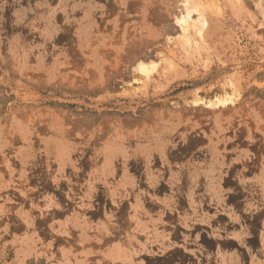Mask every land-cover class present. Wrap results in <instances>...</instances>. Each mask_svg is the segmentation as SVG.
Here are the masks:
<instances>
[{
  "label": "rangeland",
  "instance_id": "rangeland-1",
  "mask_svg": "<svg viewBox=\"0 0 264 264\" xmlns=\"http://www.w3.org/2000/svg\"><path fill=\"white\" fill-rule=\"evenodd\" d=\"M201 2L0 0V264H264V0Z\"/></svg>",
  "mask_w": 264,
  "mask_h": 264
},
{
  "label": "bare ground",
  "instance_id": "bare-ground-1",
  "mask_svg": "<svg viewBox=\"0 0 264 264\" xmlns=\"http://www.w3.org/2000/svg\"><path fill=\"white\" fill-rule=\"evenodd\" d=\"M182 5L183 6L181 10L177 12L175 15H173L174 22L177 25L178 31H179V34L177 37L179 38L181 45H183L186 48V50L190 48V49H195V51H197L198 41L196 40L195 34L192 36L189 30L191 28L197 31L199 35L200 33L199 28H201L205 22L204 5L201 2V0H183ZM192 14L196 15L194 21L191 19ZM199 38H200V35H199ZM201 44L199 43V45ZM137 62L138 63H135L136 65H134L135 67L133 69V73H135L136 75L134 82L138 81L140 83H143V82L148 81L150 76L156 71V69L159 66L160 60L158 58L157 59L146 58L145 60H141ZM238 95H239L238 84L235 81L230 80L227 82L225 86H223L222 90L220 91L218 95L215 94L214 96H212L211 99H209L206 102L207 104L206 103L205 104L210 107L225 106L229 104L231 101H233L234 98L236 99V96ZM197 100H198V97L194 99V102H196Z\"/></svg>",
  "mask_w": 264,
  "mask_h": 264
}]
</instances>
